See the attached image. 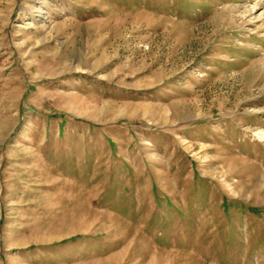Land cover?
<instances>
[{
	"label": "rangeland",
	"instance_id": "obj_1",
	"mask_svg": "<svg viewBox=\"0 0 264 264\" xmlns=\"http://www.w3.org/2000/svg\"><path fill=\"white\" fill-rule=\"evenodd\" d=\"M0 264H264V0H0Z\"/></svg>",
	"mask_w": 264,
	"mask_h": 264
}]
</instances>
